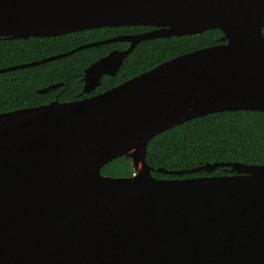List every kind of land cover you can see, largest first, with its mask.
<instances>
[{"label":"water","instance_id":"95a60500","mask_svg":"<svg viewBox=\"0 0 264 264\" xmlns=\"http://www.w3.org/2000/svg\"><path fill=\"white\" fill-rule=\"evenodd\" d=\"M120 26L155 29L0 73L129 43L84 70L89 93L142 40L217 29L222 43L97 95L1 112L0 264H264V166L158 168L232 173L158 179L145 163L149 140L174 126L224 111L264 113V0H0L7 40ZM123 156L133 161L131 176L101 174Z\"/></svg>","mask_w":264,"mask_h":264},{"label":"trees","instance_id":"16d2710c","mask_svg":"<svg viewBox=\"0 0 264 264\" xmlns=\"http://www.w3.org/2000/svg\"><path fill=\"white\" fill-rule=\"evenodd\" d=\"M141 29L145 28L104 27L48 38H0V69L39 61L85 44L139 32ZM262 32L264 35V28ZM221 37V31L212 29L198 35L141 41L126 56L114 76L101 79L96 92L116 86L176 56L220 44ZM126 46L124 42L100 44L41 65L0 73V113L39 106L54 100L65 102L79 98L84 70L111 50H123ZM56 84H59L56 88L39 92ZM128 159L123 156L111 161L101 169V174L111 177L131 176L134 170H131ZM145 163L153 168L151 174L158 179L232 174L226 166L217 167L211 172L201 170L183 175L157 172L158 168L179 172L220 163L264 166V113L224 111L174 126L149 140Z\"/></svg>","mask_w":264,"mask_h":264},{"label":"flooded vegetation","instance_id":"af4514ba","mask_svg":"<svg viewBox=\"0 0 264 264\" xmlns=\"http://www.w3.org/2000/svg\"><path fill=\"white\" fill-rule=\"evenodd\" d=\"M142 27H144L145 29H141L139 32H135V33H128V34H123V35H135V34H142V33H147V32H151V31H153L155 28L154 27H150V26H142ZM118 36H120V35H118ZM116 37V36H115ZM113 38V37H112ZM108 39H110V38H108ZM154 39H156V38H154ZM106 40V39H105ZM149 40H151V39H149ZM103 41V40H102ZM142 41H144V40H142ZM141 42V41H140ZM115 43V42H114ZM124 43H126V42H124ZM109 44V43H108ZM127 44V46H126V48L129 46V43H126ZM125 48V49H126ZM125 49H123V50H125ZM113 50H117V49H113ZM113 50H111V51H113ZM110 51V52H111ZM107 55V54H106ZM100 59V58H99ZM83 76H84V74H83ZM106 75H104L103 77H105ZM102 77V78H103ZM109 77H112V76H109ZM101 78V79H102ZM83 79V78H82ZM101 79H100V81H101ZM82 82H83V80H82ZM83 85H84V83H83ZM100 85H98L97 87H95L93 90H91L89 93H83L82 92V90H81V92L78 94V96H79V98H77V99H75V100H79V99H82V98H85V97H90V96H93V95H97V94H100L101 92H103V91H105V90H103V91H100V92H96V89L99 87ZM114 87V86H113ZM82 89H83V86H82ZM109 89V88H108ZM107 90V89H106ZM75 100H71V101H75ZM65 102H70V101H65Z\"/></svg>","mask_w":264,"mask_h":264},{"label":"rangeland","instance_id":"374dc122","mask_svg":"<svg viewBox=\"0 0 264 264\" xmlns=\"http://www.w3.org/2000/svg\"><path fill=\"white\" fill-rule=\"evenodd\" d=\"M127 158H129V157H127ZM128 160H129V161H128V164L130 165L131 170L133 171V170H134V164H133V161H132L131 158H129Z\"/></svg>","mask_w":264,"mask_h":264},{"label":"bare ground","instance_id":"6f19581e","mask_svg":"<svg viewBox=\"0 0 264 264\" xmlns=\"http://www.w3.org/2000/svg\"><path fill=\"white\" fill-rule=\"evenodd\" d=\"M133 149H134V148H133ZM140 167H141V166H140ZM139 172H140V173H143V170H140V169H139Z\"/></svg>","mask_w":264,"mask_h":264}]
</instances>
